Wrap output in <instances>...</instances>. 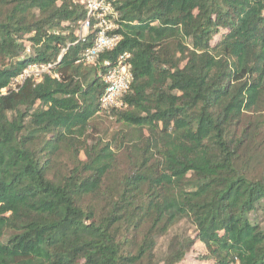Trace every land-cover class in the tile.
<instances>
[{
	"label": "trees",
	"instance_id": "obj_1",
	"mask_svg": "<svg viewBox=\"0 0 264 264\" xmlns=\"http://www.w3.org/2000/svg\"><path fill=\"white\" fill-rule=\"evenodd\" d=\"M108 1L95 67L80 5L0 0V264H264V0Z\"/></svg>",
	"mask_w": 264,
	"mask_h": 264
},
{
	"label": "built area",
	"instance_id": "obj_2",
	"mask_svg": "<svg viewBox=\"0 0 264 264\" xmlns=\"http://www.w3.org/2000/svg\"><path fill=\"white\" fill-rule=\"evenodd\" d=\"M72 4H78L85 10V17L79 22L77 36L86 37L90 29L95 31L92 45L86 48L82 54L84 64L99 66L100 55L103 51L112 50L120 41V35L115 33L117 29V11L108 0H62ZM65 49L56 58L59 61ZM130 54L127 51L121 52L118 59L112 62L110 59H103L104 72L102 81L104 91L100 98L102 108L117 107L122 104L123 94L131 82ZM54 64L32 62L28 64L20 75L12 79L10 87L16 89V85L31 78L34 82L40 80L41 75L50 71ZM56 77V75H54ZM5 89L2 92L5 93Z\"/></svg>",
	"mask_w": 264,
	"mask_h": 264
},
{
	"label": "rangeland",
	"instance_id": "obj_3",
	"mask_svg": "<svg viewBox=\"0 0 264 264\" xmlns=\"http://www.w3.org/2000/svg\"><path fill=\"white\" fill-rule=\"evenodd\" d=\"M107 128H109V127H107ZM117 128H118L117 125L114 124L113 127L109 128V130L113 131V130H117ZM186 264H197V262H194V261L191 260L189 262L187 261Z\"/></svg>",
	"mask_w": 264,
	"mask_h": 264
}]
</instances>
